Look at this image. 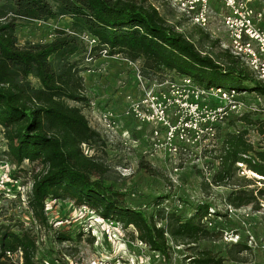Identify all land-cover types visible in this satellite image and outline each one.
Instances as JSON below:
<instances>
[{
  "label": "trees",
  "instance_id": "16d2710c",
  "mask_svg": "<svg viewBox=\"0 0 264 264\" xmlns=\"http://www.w3.org/2000/svg\"><path fill=\"white\" fill-rule=\"evenodd\" d=\"M60 16L72 19V32L57 29L49 41L19 43L21 22ZM84 33L96 38L91 49L86 48ZM205 37L208 34L202 33L199 38ZM102 49L109 55L121 53L133 62L140 61L141 73L150 80L187 76L204 88L245 91L244 100L249 105L255 101L257 109L248 107L242 115L223 122L237 121L242 128L222 134L223 123L218 126L216 142L218 145L222 137L220 146L207 148L217 166L215 170L207 167L210 179L205 168L201 171L207 187L231 186L227 203L237 210L258 213L264 224V189L250 187L264 179L241 174L238 165L243 162L247 169L264 177V145L257 146L248 138L254 129L264 139V107L259 103L264 100V81L245 61L230 49L220 54L205 51L179 31L151 0H0V127L6 140L0 161L11 166L12 178L17 180L28 173L25 161L40 165L32 176L26 200L36 226H26L15 213L6 218L8 223L0 224V264H44L38 256L40 233L50 228L62 245L63 256L76 255L77 248L65 243L76 237L82 239L84 232L75 235L70 228L53 226L46 209L53 200L72 201L77 207L87 205L104 220L119 222L126 231L133 227L132 240L160 253L164 264L172 263L177 246L189 251L188 264H226L225 256L195 245L205 239L223 238L226 227L216 222L233 219L227 203L222 212L215 210L208 199H175L166 193L155 196L146 206H133L128 201L130 192L110 181L109 166L85 153L84 144H104V140L82 108L71 104L88 101L79 67L82 58L74 57L87 51L91 57L98 56ZM245 153L250 157H244ZM140 168L150 175L162 173L145 160L140 161ZM17 197L9 200L11 206L23 201L20 191ZM91 235L88 239L94 242ZM231 243L233 259L247 260L245 253L254 248L240 240ZM19 250L22 261L14 255Z\"/></svg>",
  "mask_w": 264,
  "mask_h": 264
},
{
  "label": "rangeland",
  "instance_id": "374dc122",
  "mask_svg": "<svg viewBox=\"0 0 264 264\" xmlns=\"http://www.w3.org/2000/svg\"><path fill=\"white\" fill-rule=\"evenodd\" d=\"M151 1L158 6L161 13L170 22L176 25L179 31H183L193 38L198 46L205 51L220 54L225 52V49L232 50V37L222 20L223 15L229 10L224 2L214 1L211 3L210 22L203 27L192 23L187 16L173 7L169 0ZM246 5L250 10L249 18L253 26L264 32V0H248ZM244 13L245 11L241 12V14ZM71 21L69 16H60L46 21L21 22L17 30L19 43L23 45L27 42L49 41L54 37L57 29L70 30ZM202 33L208 34V37L199 38ZM85 42L87 49L94 46L89 44L86 39ZM253 47L258 51V43L253 44ZM231 52L233 53V51ZM84 54L78 55L74 59L82 58L79 67L81 68L80 74L84 78V90L88 101L86 103L72 102L71 104L82 108L91 126L101 133L104 144L102 142L91 146L84 144L83 149L86 154L96 156L97 159L109 166L110 181L117 188H123L130 192L128 194L129 203L133 206H146L152 202L155 196L171 193L175 199L178 196L190 201L208 199L215 206V210L224 212L227 203L226 197L232 187L228 185L207 187L203 171H201L207 167H212L215 170V166H217L218 162L214 161L210 149H192L178 157L169 158L163 148L154 150V126L139 120L133 112L127 113L131 102L142 96L139 84L141 62L136 61L130 64L125 58L117 59L103 54L91 57L88 51ZM260 59L263 60V57ZM247 64L257 75L256 68L249 62ZM31 80L34 84H38L35 78L32 77ZM204 100L210 104L214 102L225 104V101L211 97ZM259 101L260 105L264 107V100L260 99ZM246 104L247 108L250 107L249 110L258 106L255 101H252L251 105L248 102ZM108 113L111 115H106ZM239 115L232 113L228 119H235ZM106 116H108L107 120ZM229 122L230 120L220 125L222 134L243 127L240 122L234 121L233 124ZM221 138L218 140V145L216 142L215 145L218 146L216 148H219ZM248 138L257 146L264 145L263 136L257 130L251 129ZM5 148L6 140L0 127V150L3 151ZM141 160H145L148 166L158 168L162 173L159 175L148 174L146 169L140 168ZM6 164L8 163L0 161V178L3 176V167ZM39 166V164H30L25 161L24 167L28 173H22L16 184L8 180L7 189L6 187L0 189V224L8 223L6 218L15 213L20 221L25 220L26 226H36L26 200L22 199L23 201L14 207L11 206L9 200L17 199L19 191L27 193L30 190L32 176ZM8 168L11 166L9 165ZM204 173L210 179V170L204 169ZM247 173L246 176H253L258 181L260 180L250 171ZM167 177L173 181V185H170ZM261 186H263V182L260 181L250 187L262 188ZM262 202L264 203V201ZM167 203L168 201H166ZM83 206H86V209ZM46 209L53 226L70 228L75 235L82 231L84 235L80 240L76 237L71 243H65L76 247L78 251L73 257L70 255L64 257L62 245L53 237L54 230L50 228L46 230L47 232L41 231V247L38 256L44 261V264H73L74 262L92 264L93 261H97V264H164L160 253L150 250L140 241L132 240L131 230L133 227L126 231L119 222L104 220L87 205L77 207L72 201L53 200L48 203ZM231 215L233 219H228L227 222L220 221V223L218 220L216 224L223 228L226 227L225 231L238 232V241L249 244H252L250 240L256 242L252 244L254 248L245 253L247 260L233 259L230 256L232 241L226 239L224 235L219 240H202L195 247L213 249L226 257V264H264V247L262 245L264 243V224L259 214L248 209H239L234 210ZM90 234L95 236L94 242L88 239ZM187 255H189V251L185 247L177 246L173 252L171 264H188Z\"/></svg>",
  "mask_w": 264,
  "mask_h": 264
},
{
  "label": "built area",
  "instance_id": "2783aa9c",
  "mask_svg": "<svg viewBox=\"0 0 264 264\" xmlns=\"http://www.w3.org/2000/svg\"><path fill=\"white\" fill-rule=\"evenodd\" d=\"M214 1L224 2L229 9L223 15L222 20L232 37L233 48L231 51L242 60L245 59L243 60L245 63L249 62L253 65L256 68L257 78L264 81V32L260 28H255L249 18L250 10L246 5L248 0H169L171 5L187 16L192 23L203 27L210 22L211 3ZM242 11L245 13L241 14ZM82 38L86 39L89 44H96V38L87 33H84ZM254 42L258 43V51L253 47ZM100 54L117 59L125 58L130 64L135 63L121 53L109 55L107 49H102ZM260 57H263V60ZM147 79L140 73L139 84L142 96L131 102L127 113L133 112L139 120L154 126V150L163 148L169 158L178 157L192 149L203 148L205 150L215 146L218 126L232 113L241 115L247 108L243 98L246 92H239L235 88H204L187 76L177 80L164 78L163 80L148 79V81ZM207 97L225 101V104L218 102L210 104L204 100ZM253 109H257V107L254 106ZM107 118L108 116L105 117L106 120ZM243 156L250 157L246 153ZM238 165L241 168V174L247 175V172L250 171L252 175L264 179L247 169L245 163L238 162ZM8 167V164L3 167L4 173L0 178V189H4L9 182L16 184L18 181L12 178L11 168ZM175 169L177 170L176 167ZM205 170L209 171L207 168ZM22 187L24 186L22 185ZM261 187L264 189V182ZM20 193L22 199L27 200V193L22 191ZM262 201L264 199L261 200V207L264 210ZM228 205L226 208L230 214L237 210L232 205ZM83 207L86 209V206ZM224 236L233 242H237L239 239V233L236 231H225ZM250 242L256 243L253 240ZM262 245L264 247V243ZM8 255L13 254L8 251ZM14 255L22 261L21 250ZM97 263V261L92 262V264ZM73 264L80 263L74 262Z\"/></svg>",
  "mask_w": 264,
  "mask_h": 264
}]
</instances>
